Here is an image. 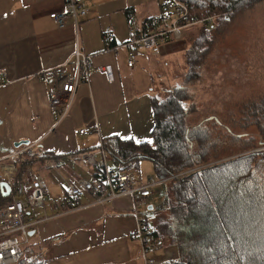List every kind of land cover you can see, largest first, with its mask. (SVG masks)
I'll return each mask as SVG.
<instances>
[{
	"label": "crops",
	"instance_id": "1",
	"mask_svg": "<svg viewBox=\"0 0 264 264\" xmlns=\"http://www.w3.org/2000/svg\"><path fill=\"white\" fill-rule=\"evenodd\" d=\"M77 1L88 10L81 17L78 30L73 18L68 17L67 23L59 26L50 16L51 12L64 11V0H0V164L12 161L28 148L66 154L63 165H55L58 159L53 158L44 163L48 168L54 166L50 168L49 180L59 190L55 196L66 191L69 181L95 177V168L86 161V171L79 159L98 149L80 150L97 147L111 135L136 142L152 139L155 120L152 92L145 88L150 81L146 68L161 58L183 55L187 47L185 40H179L163 45L158 55L138 49L137 63L129 67L128 50L121 45L132 37L131 18L159 14L163 0ZM232 24L237 31L242 27L253 33L241 36V40L237 36L236 52L224 55L231 54L235 67L249 68L248 77L256 78L260 74L252 66L259 68L260 60V65L264 64V47L259 49L258 41V32L264 37V28L254 18L238 22L234 19ZM108 27L112 28L113 37L107 42L103 33ZM77 34L80 49L93 59L90 77L78 85L73 98L64 96L63 104L53 110L48 105L50 68L61 65V73H75L72 55ZM115 46H121L119 53L112 49ZM227 60L219 59L218 65L225 66ZM106 67L108 72L103 69ZM85 127L95 132L74 133ZM25 140L29 143L15 145ZM153 195L136 202L123 196L105 205L86 193L77 209L37 224L31 230L32 238L39 251L48 245V255L42 258L47 264H144L141 245L135 237V212L148 217L143 207L153 209ZM53 198H46L42 207L29 211L30 217L53 216ZM158 215L166 217L164 213ZM157 222L158 219L151 222L152 226ZM161 242L164 246L157 251L158 258L177 261V245L169 239Z\"/></svg>",
	"mask_w": 264,
	"mask_h": 264
},
{
	"label": "trees",
	"instance_id": "2",
	"mask_svg": "<svg viewBox=\"0 0 264 264\" xmlns=\"http://www.w3.org/2000/svg\"><path fill=\"white\" fill-rule=\"evenodd\" d=\"M187 1L193 14L209 9L216 16L212 24L186 32L188 83L202 78L200 69L212 55L220 30L264 0ZM194 96L183 84L158 89L152 93L151 140L111 135L97 147L79 152L103 148L111 168L120 172L150 160L158 180L169 183L171 215L159 218L153 227L160 241L169 239L178 247L179 259L167 264H264V151H254L264 146V91L245 99L239 105L242 115H233L229 122L220 119L215 108L202 116ZM238 127H255L260 138L238 133ZM40 150L28 148L12 160L15 182L6 195L0 179V206L14 196H25L36 164L51 158L58 159L57 166L64 164L66 154ZM24 259L18 264H47L46 259Z\"/></svg>",
	"mask_w": 264,
	"mask_h": 264
},
{
	"label": "built area",
	"instance_id": "3",
	"mask_svg": "<svg viewBox=\"0 0 264 264\" xmlns=\"http://www.w3.org/2000/svg\"><path fill=\"white\" fill-rule=\"evenodd\" d=\"M63 12H51L50 16L59 26L67 23L68 17L73 18L78 30L82 16L88 13L87 8L77 0H64ZM216 16L206 9L201 14H193L191 5L187 0H163L161 12L156 16L139 19L133 17L130 20L132 37L122 44L128 50L127 64L135 66L138 59V49H145L153 55H158L164 44L182 39L189 28L195 26H208L212 24ZM113 37L112 28L108 27L103 33V39L110 41ZM121 46L112 49L119 53ZM76 61L74 74H63L59 67L50 68L52 87L50 89L48 105L55 110L63 104V97L76 92L78 85L83 80H88L93 67L92 56L83 52L79 47L78 34L77 46L72 55ZM107 72L108 68H103ZM72 98L66 103L67 112ZM95 130L89 127L75 129L74 133L89 135ZM95 153L102 156L98 162L95 154L89 153L86 161L92 165L96 172L91 180L79 178L67 183L66 191L52 199L54 215H44L41 218H31L29 211L43 206L48 194L49 185L41 175H32L25 196L17 197L0 206V264H18L25 256L24 246L31 241V230L40 222L61 214L70 212L80 207V199L90 194L102 204L108 205L114 199L128 196L135 202L153 194V188L164 180H156L150 177L148 182H142L131 171L120 172L112 169L103 148ZM4 160V159H3ZM16 165L13 161L0 164V179L12 186L15 182ZM29 173L30 170H27ZM137 218V230L135 237L141 245L144 264H167L168 259H160L157 251L164 246L161 244L150 220L144 214L135 212Z\"/></svg>",
	"mask_w": 264,
	"mask_h": 264
},
{
	"label": "rangeland",
	"instance_id": "4",
	"mask_svg": "<svg viewBox=\"0 0 264 264\" xmlns=\"http://www.w3.org/2000/svg\"><path fill=\"white\" fill-rule=\"evenodd\" d=\"M237 16L235 18L237 22L238 19L242 20L244 18L246 20L254 18L259 24H261L260 27L264 28V2L251 9L241 12L240 16L239 14ZM238 29L239 31H237L236 27L231 24L227 29L224 28V30H220L217 35V43H215L212 55L206 60V64H204V66L200 69L202 71V78L200 80H197L196 82L190 80L187 83L186 77L188 69L187 67H184V52L183 55H177V57L169 56L165 59L161 58L159 59L160 61L158 60L150 67L146 68L150 76V81L148 87L145 86V88H149L150 92L156 93L158 89H171V87H175L176 85L180 86L181 84L187 85V87L195 95V102L197 103L199 112L202 113V116H208L211 112V108L219 110V114H221L220 119H224L225 122H229L233 115H242L239 105H241V103H243L249 96L264 91V64L260 65V63H262V60H260L259 68L252 66V69H257L260 75L256 78H249L247 75L249 68L244 70L242 68L235 67L234 58L231 54L229 56L224 55V52H236L239 47L236 44L238 40L237 36H239V39L241 40V36L253 33V31L242 27H238ZM180 40H185V36ZM258 41L259 49H261L264 47V37L260 30L258 32ZM223 58L228 59L227 64L225 66H219V59L222 60ZM253 61L255 62V59ZM185 82L187 84H185ZM249 86L253 88V90H251ZM216 116L218 115L216 114ZM236 130L238 133L246 131L251 135H255L257 139L260 138V134L256 131L255 127H251L247 130L238 127ZM254 151H264V146H261ZM93 154H95V159L98 162L102 160L101 155L97 153ZM79 161V163L82 164L87 171V169H89V165L86 163V156L84 155L80 157ZM34 169L40 171L34 172V175H43L50 187V193L48 194L47 199L53 198L59 190L57 189L56 184L49 180L51 169L45 164H36ZM130 171L133 172L142 182H148L150 177L158 180L154 170V165L150 160H143L138 168ZM153 191L155 193L153 195L154 201L151 204L153 205V209H148V206L143 207L148 214L147 218L152 222V224L155 223L157 219L162 218L158 215L160 213H164L166 217L171 215V212L169 211V183H161L154 187ZM52 214H54L53 210ZM31 240L32 241H30V243L24 246L26 252L24 260L30 261L33 259L46 258L48 255L46 247L48 248V245L43 246V251H39V245L35 243L34 237L32 238L31 236ZM51 254L52 253L50 252V256Z\"/></svg>",
	"mask_w": 264,
	"mask_h": 264
},
{
	"label": "water",
	"instance_id": "5",
	"mask_svg": "<svg viewBox=\"0 0 264 264\" xmlns=\"http://www.w3.org/2000/svg\"><path fill=\"white\" fill-rule=\"evenodd\" d=\"M29 142L28 141H19V142H17L15 145L17 146V147H19L20 145H23V144H28ZM1 188L3 189V190H6V195H9L10 193H11V191H12V187L10 186V185H8L6 182H3L2 184H1ZM33 231H31L30 232V234H31V236L33 235Z\"/></svg>",
	"mask_w": 264,
	"mask_h": 264
}]
</instances>
